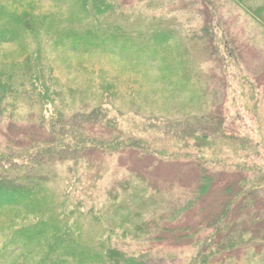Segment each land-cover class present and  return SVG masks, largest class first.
Returning <instances> with one entry per match:
<instances>
[{"label":"rangeland","instance_id":"1","mask_svg":"<svg viewBox=\"0 0 264 264\" xmlns=\"http://www.w3.org/2000/svg\"><path fill=\"white\" fill-rule=\"evenodd\" d=\"M121 4L116 13L96 15L77 0H0L4 77L11 75L16 85L22 75L39 70L50 90L62 92L56 108L69 112L81 104L106 105L123 115L127 136L151 139L154 149L165 152L156 163L128 151L96 155L88 166H75L73 179L79 175L83 179L78 185L69 180L74 200L69 197L68 203L63 199L67 165H52L40 174L51 180L41 208L57 211L64 203L65 215L55 213L52 219L60 225L75 221L77 241L91 252L103 256L104 249L121 247L146 254L147 264H191L199 253H213L216 244L223 247L232 237L245 241L259 233L260 238L264 0H244L245 6L261 9L257 21L227 0H121ZM203 26L209 28L212 41L192 43ZM90 44L96 47H87ZM7 96L15 101L8 115L20 122L0 132V146H24L36 133L27 124L30 116L40 112L49 116L53 106L39 108L37 98L21 96L20 90L16 100L12 92ZM155 117L191 119L212 141H186L187 154L182 142L139 132L137 124ZM244 141L254 149L245 148ZM207 174L209 186L200 195L198 187ZM128 181L122 190V182ZM240 193L246 196L234 199ZM232 200L237 202L229 211L226 229L212 241L215 220ZM70 210L76 213L71 215ZM29 219L18 209L0 211V264L2 258L13 259L18 249L13 238H20L17 232ZM137 225L143 229L134 239ZM3 245L8 248L4 257ZM22 258L32 264L29 253L21 263ZM212 258L203 261L264 264V246L239 247Z\"/></svg>","mask_w":264,"mask_h":264},{"label":"trees","instance_id":"2","mask_svg":"<svg viewBox=\"0 0 264 264\" xmlns=\"http://www.w3.org/2000/svg\"><path fill=\"white\" fill-rule=\"evenodd\" d=\"M227 1L244 9L251 19L257 21L261 18L260 8L253 9L245 6L244 0ZM77 2L83 8L89 6L96 15L116 13V11L121 10L122 5L121 0H77ZM261 12H264V7H262ZM200 32L201 35L197 38L194 37L192 43L197 44L196 42L206 40V38L207 42L212 41L213 37L210 35L207 26H203ZM3 40L5 39L0 37V42H3ZM71 40L73 41V39ZM88 46L93 49L96 47L94 44ZM225 46L230 51L232 50V54L234 53L229 41H226ZM12 78L11 75L4 77L0 73V132L20 122L13 121L14 116L8 115L7 112L13 106L11 102L14 101V98L7 96L11 92L15 95V100L20 90L21 96L29 95L37 98L40 102L38 103L39 108H46L44 106L50 104L53 106V110L49 113V116H44L45 113L42 112L34 118H32L33 115L30 116L31 122L27 124L36 133L34 137H28L29 140L26 145L0 146V211L18 209L25 212L26 216L31 217L24 227L19 228L21 230L17 234L20 238H13L18 247L16 254L12 257L13 259L9 257L2 258L1 264L29 263L25 258H22V263L20 262L21 257H25L26 253L32 255V258H30L32 264H147L146 254L139 252H133L135 253L133 254L129 252L130 249L111 246L103 250V256H99L81 246L77 241V233L72 230V226H76L75 221L60 225L52 219L55 213H57L56 217L65 215L66 207L64 203H61V208L57 211L41 208L42 203L47 198L46 192H49L48 186L51 180L48 176L40 174L45 173V170L52 165L61 163L67 165L65 169L67 177L63 180V183L65 182L63 199L68 203L70 199L74 200V195H71L73 186L70 185L69 180H74L73 183L78 185L83 179V175L73 179L75 166L83 163L88 166L89 160H93L96 155L112 156L128 151L148 157L154 160L153 163H156L164 159L165 152L154 149L152 146L155 141L151 139L148 142L142 136H127L124 131L128 127L123 123V115L106 105H95L88 108V105L81 104L80 109L70 110L69 112L63 108H56L54 104L61 97L62 92L57 89L50 90L48 87L50 85H46L45 74L39 70L35 74L22 75L20 82L16 85L11 82ZM136 126L142 128L139 132L146 133L147 130L160 134L169 140L182 142L185 146L183 148L187 149L185 150L187 154L190 145L186 141L195 142L198 139H203L202 142L208 139L212 141L208 135L204 134L205 130L195 126L191 119L144 118L141 124ZM242 144L247 149H254L248 141H244ZM209 177L210 174L202 177L198 194L201 195L208 188ZM94 178L97 179L96 176ZM129 185L130 181L122 182L120 188L125 190ZM73 190H76V188H73ZM252 193L250 192L248 195ZM245 196L240 193L234 199H242ZM236 202L234 200L229 201L220 217L215 220L213 227L215 234L214 236L210 235L213 236L212 241L218 237L221 231L226 229L227 216L232 207L236 205ZM76 204H78V201ZM68 212L71 215L76 213V211L71 210ZM141 226L143 225L136 226L137 229L133 232L134 239L138 237V229H143L140 228ZM258 234L249 235L245 241L241 237L239 239H233L232 237L228 241L225 240L226 244L223 247L221 244H216L213 253L210 252L209 254L207 252L206 256L199 253L191 264H205L203 258L204 260L208 259L206 261L208 262L213 259L212 256L215 258L225 251L233 253L239 247L255 249L260 244L264 246V235L259 238L260 235ZM142 241L144 242L146 239ZM7 249H4L3 245L2 257L5 256Z\"/></svg>","mask_w":264,"mask_h":264}]
</instances>
